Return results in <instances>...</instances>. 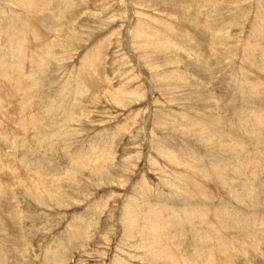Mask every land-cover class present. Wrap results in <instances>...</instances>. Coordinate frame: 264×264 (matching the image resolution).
Listing matches in <instances>:
<instances>
[{
    "label": "rangeland",
    "instance_id": "1",
    "mask_svg": "<svg viewBox=\"0 0 264 264\" xmlns=\"http://www.w3.org/2000/svg\"><path fill=\"white\" fill-rule=\"evenodd\" d=\"M39 1L0 0V260L264 264V0Z\"/></svg>",
    "mask_w": 264,
    "mask_h": 264
},
{
    "label": "bare ground",
    "instance_id": "2",
    "mask_svg": "<svg viewBox=\"0 0 264 264\" xmlns=\"http://www.w3.org/2000/svg\"><path fill=\"white\" fill-rule=\"evenodd\" d=\"M38 2H40L39 0L37 1L36 0V2H34L35 3V5H36V11H40L41 10V4L39 5L38 4ZM42 2V1H41ZM40 2V3H41ZM28 5H29V7H30V9H32L33 8V0H29V2H28ZM45 6V5H44ZM21 53V52H20ZM0 74H1V70H0ZM15 79V78H14ZM17 79V78H16ZM15 81H17V80H15ZM13 82V81H12ZM15 95V94H14ZM0 106H1V103H0ZM202 121V120H201ZM209 126V125H208ZM212 126V125H211ZM214 126V125H213ZM212 126V127H213ZM209 128V127H208ZM212 129V128H211ZM216 130H218L217 128H216ZM219 132V131H218ZM3 133H4V131H3ZM7 135V134H6ZM1 136H4V135H2V131L0 132V137ZM7 143V142H6ZM224 173H227L226 171L224 172ZM30 185V184H29ZM29 185H27L26 187H25V189H26V191L28 192V193H30V195L33 193V190L29 187ZM2 186H4V185H1L0 186V195L2 194V193H5L6 191H5V186H4V188L2 187ZM190 186H188V188H189ZM205 187V186H204ZM192 189H193V187H192ZM191 189V190H192ZM196 189L197 190H200L199 189V187L197 186L196 187ZM207 189V188H206ZM237 189V188H236ZM189 190V189H188ZM190 190V191H191ZM3 191V192H2ZM194 192V191H193ZM181 193V192H180ZM197 194V193H196ZM204 194H206L205 192H204ZM182 195V194H181ZM202 195V194H201ZM2 196V195H1ZM203 196V195H202ZM6 197V196H5ZM200 197V196H199ZM202 199V198H201ZM207 200V199H206ZM205 200V201H206ZM3 199L0 197V207H2L4 204H3ZM223 206V205H222ZM4 207V206H3ZM217 207V206H216ZM8 208V207H7ZM218 208V207H217ZM201 212V211H200ZM202 213V212H201ZM205 213V212H204ZM165 217V216H164ZM211 217V216H210ZM169 220V219H168ZM171 221V220H170ZM178 221V220H177ZM12 223V222H11ZM176 223V222H175ZM1 227V226H0ZM215 227V226H214ZM9 228L10 229H7L8 231H9V233H10V240H5V236H4V234H3V236L4 237H2L3 238V240L1 241V242H8V243H11V245H16V246H18V240H17V238L19 237L18 235L16 236V234H15V231L13 230V228L14 227H10L9 226ZM151 229V231H149V230H145V231H147L148 233V237H153V243H154V247L155 248H160V252H159V256H162V257H167L168 259H170V264H179L178 262H176L178 259H175V256L176 257H178V255H176V253H174L173 254V250H169V249H167V245H166V243H167V241H165V239L167 240V238H163L161 235H163V233H162V231L161 230H163L164 231V229H161V225H158V227L157 228H155L156 230H157V232L155 231V229L154 228H150ZM153 229V230H152ZM208 229V228H207ZM212 229V231H213V228H210V230ZM215 230L217 229V228H214ZM4 231H6V230H4ZM211 231V232H212ZM217 231L218 230H216L215 232H216V234H217ZM219 231H222V230H220L219 229ZM218 231V232H219ZM1 232V231H0ZM214 232V233H215ZM25 233H27L28 234V232H25ZM27 234H25V236L27 237ZM215 234V235H216ZM241 234H243V233H241ZM246 234V233H245ZM78 235H80L79 233H78ZM222 235V234H221ZM29 236V235H28ZM210 236H212V235H210ZM219 236H220V234H219ZM165 237V236H164ZM191 237V236H190ZM193 238V237H192ZM216 239H218L219 237H215ZM28 239V241H30L29 239H31V238H27ZM26 239V240H27ZM221 239H223V238H219L217 241H218V243H216V241H215V244H214V246H215V249L214 250H210L209 251V249H207L206 251H204V252H202L201 254H199V255H196V256H194V263H197V262H203V261H206V255L205 254H207L208 252H209V256H208V258H207V261L208 262H212V263H214V264H216V261L214 262V260H213V256L216 254V253H218L222 248H224V247H222V244H223V242L224 243H227L226 241H221ZM169 240V239H168ZM213 242V241H212ZM235 242H237V241H235ZM171 246V245H170ZM217 246V247H216ZM30 247V246H29ZM235 247H237V246H235ZM198 249V248H197ZM203 249V248H202ZM1 250V249H0ZM197 251H199V250H197ZM201 251V250H200ZM215 251V253H213ZM177 252V251H176ZM158 253V252H157ZM211 253V254H210ZM218 255V254H217ZM216 255V256H217ZM10 256H11V254H10ZM13 256V255H12ZM2 258V257H1ZM179 258V257H178ZM176 262V263H175ZM0 264H15V263H13V262H11V261H4V260H0ZM222 264V263H221Z\"/></svg>",
    "mask_w": 264,
    "mask_h": 264
}]
</instances>
